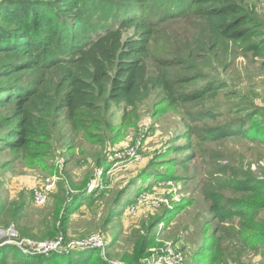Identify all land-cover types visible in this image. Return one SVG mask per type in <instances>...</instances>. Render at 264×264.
Here are the masks:
<instances>
[{"label": "rangeland", "instance_id": "1", "mask_svg": "<svg viewBox=\"0 0 264 264\" xmlns=\"http://www.w3.org/2000/svg\"><path fill=\"white\" fill-rule=\"evenodd\" d=\"M238 1L249 20L236 40L199 15L162 24L152 86L133 106L111 102L105 129L103 105L73 129L61 94L51 110L32 108L44 120L34 140H49L33 155L6 148L18 121L0 106V264H264V0ZM9 59L0 53V72ZM219 128L242 132L209 136Z\"/></svg>", "mask_w": 264, "mask_h": 264}, {"label": "trees", "instance_id": "2", "mask_svg": "<svg viewBox=\"0 0 264 264\" xmlns=\"http://www.w3.org/2000/svg\"><path fill=\"white\" fill-rule=\"evenodd\" d=\"M4 2L0 53L10 59L0 72L3 80L0 106L13 105L12 115L18 121L15 137L8 140L6 148L34 149L33 155H42L41 149L49 146L47 137L34 140L44 120L32 111L33 106L36 110H51L55 97L62 94L57 111L67 113L73 129H88L94 123L92 112L100 111L103 105L105 114L99 128L105 129L107 106L111 102L133 106L147 94L153 80L148 63L166 53L164 37L159 34L162 24L175 17L199 15L213 33L236 40L244 35L241 27L249 20V15H237L244 9L238 0H1L0 3ZM23 70L41 71L36 86L11 79ZM157 81L159 85L169 84L164 77H158ZM56 82L57 91H53ZM9 84L22 87H5ZM46 127L49 128L48 124ZM237 132L242 131L222 132L219 128L209 130V136ZM235 186L243 190L256 188L250 182H236ZM214 202L221 205V197L217 196ZM231 207L234 209L231 213L241 212L242 206Z\"/></svg>", "mask_w": 264, "mask_h": 264}, {"label": "built area", "instance_id": "3", "mask_svg": "<svg viewBox=\"0 0 264 264\" xmlns=\"http://www.w3.org/2000/svg\"><path fill=\"white\" fill-rule=\"evenodd\" d=\"M102 172V170L100 171V173ZM94 184H91L90 185V188L91 189H93L94 188ZM50 189H52V185L51 184H49L48 186H46V188H45V192H43V191H38V190H36V193H35V202L37 203V204H39V205H42V204H44L45 202H46V191H48V190H50ZM94 239H96V237L94 238ZM43 245V244H42ZM41 245V246H42ZM51 248H47V251H49Z\"/></svg>", "mask_w": 264, "mask_h": 264}]
</instances>
